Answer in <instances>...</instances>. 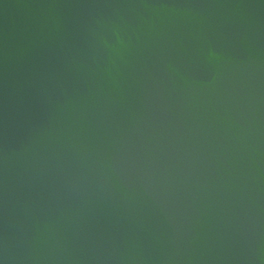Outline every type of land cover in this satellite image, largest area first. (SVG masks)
<instances>
[{
  "label": "water",
  "instance_id": "1",
  "mask_svg": "<svg viewBox=\"0 0 264 264\" xmlns=\"http://www.w3.org/2000/svg\"><path fill=\"white\" fill-rule=\"evenodd\" d=\"M0 264H264V0H0Z\"/></svg>",
  "mask_w": 264,
  "mask_h": 264
}]
</instances>
